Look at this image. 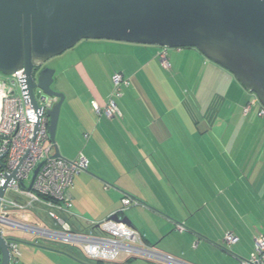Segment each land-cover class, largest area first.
Returning a JSON list of instances; mask_svg holds the SVG:
<instances>
[{"label":"crops","instance_id":"crops-1","mask_svg":"<svg viewBox=\"0 0 264 264\" xmlns=\"http://www.w3.org/2000/svg\"><path fill=\"white\" fill-rule=\"evenodd\" d=\"M101 49L114 60L121 56V63L92 64L106 73L98 82L80 78L84 92L52 87L64 97L55 133L58 153L67 161L81 154L88 162L69 189L70 209L59 215L73 230L86 232L118 212L128 197L137 205L119 217L147 248L183 264L247 259L254 238L264 234V117L258 105L243 114L251 94L195 49L166 50L167 70L159 47L105 43ZM115 73L129 85L116 101L120 117L107 120L93 104L105 108ZM23 219L53 227L40 208ZM228 233L237 243L225 242ZM25 234L21 242L9 239L34 248L24 249L35 259L96 264L77 248L79 253Z\"/></svg>","mask_w":264,"mask_h":264},{"label":"water","instance_id":"water-1","mask_svg":"<svg viewBox=\"0 0 264 264\" xmlns=\"http://www.w3.org/2000/svg\"><path fill=\"white\" fill-rule=\"evenodd\" d=\"M84 40L195 49L264 108V0H0V74L23 71L22 92L34 109L36 89L42 99H57L48 112L56 158H61L55 133L64 97L52 88L53 69L35 70ZM13 176L0 187V199ZM109 219L132 229L126 218ZM0 256V264H10L1 232Z\"/></svg>","mask_w":264,"mask_h":264},{"label":"built area","instance_id":"built-area-1","mask_svg":"<svg viewBox=\"0 0 264 264\" xmlns=\"http://www.w3.org/2000/svg\"><path fill=\"white\" fill-rule=\"evenodd\" d=\"M158 57L162 67L167 70L166 49H162ZM22 77V70L10 77L0 74V187L5 185L7 176L14 174L0 199L2 236L5 228L30 233L77 248L92 262L114 263L121 258L141 256L166 264H183L171 256L147 248L135 230L110 220L112 215L93 223L86 232L73 230L59 215V212L70 209L69 189L73 179L87 170L88 162L81 154L72 161L54 157V144L48 132V112L57 99H42L39 92V98H35L38 107L34 109L22 92ZM111 80L113 89L105 108L100 110L93 104L94 111L107 120L120 117L116 101L121 98V88L129 85L128 80L118 73ZM253 105L259 106L258 116L264 117V108L254 94L243 108V114H247ZM40 164L28 190L34 171ZM136 205L135 200L123 198L121 208L113 215L119 216ZM39 208L53 227L40 228L24 221L23 217ZM183 230L182 225L177 226L178 232ZM4 239L10 253V264H18L21 256L18 244L9 238ZM224 239L228 245L238 241L231 233L226 234ZM253 242L251 254L239 264H264V234L254 238Z\"/></svg>","mask_w":264,"mask_h":264},{"label":"rangeland","instance_id":"rangeland-1","mask_svg":"<svg viewBox=\"0 0 264 264\" xmlns=\"http://www.w3.org/2000/svg\"><path fill=\"white\" fill-rule=\"evenodd\" d=\"M105 43L121 44V45H126L128 47H133V46L143 47L139 45H131V44L107 42V41H88V40L80 41L73 48L64 52L60 56L55 57L48 61V65L50 66V68L55 71L54 84L52 87L54 89H57L55 87L57 84L58 85L57 87L65 91L67 94L79 93L81 91L84 92L83 86L79 85L80 78L86 77V78L96 80V82H98L97 79L99 80L103 78L106 71L104 72L101 71L99 67L98 69H95V65L93 66L92 64L100 63L99 66H101L102 65L101 63L105 64L106 62L109 65L114 64L115 61L118 63H121V60H120L121 56H120V59L115 58L114 60L112 57H109L103 54L101 48ZM166 50L169 51V50H176V49H166ZM39 92L40 91L38 89L34 90L35 98H39L40 96ZM23 234L25 233H22L21 231H17L15 229L5 228L3 232V237L5 238L13 237V239H15L16 241L21 242V240H19V237H21ZM25 236L27 237L29 236L30 238L33 237V236H30L29 234H25ZM24 248L28 249L32 247H26V246H23L21 243H19L18 249L21 252V257L19 258L18 264H30V263L31 264H66V261L64 263L63 261H61L62 263H58L59 261H56V260L51 261L50 259L40 261L39 257L35 259L34 256L32 254L27 253L25 251L26 249ZM32 249L35 250L34 248ZM75 252L79 253L80 251H78L75 248ZM80 254L82 253L80 252ZM131 258H135V261L132 260L130 264H166L162 261H155V260L147 259L141 256H133ZM173 259L176 260L175 258ZM181 259H186V258H181ZM177 261L181 262L180 260H177ZM105 264H122V263H118L116 261L115 263H105Z\"/></svg>","mask_w":264,"mask_h":264},{"label":"flooded vegetation","instance_id":"flooded-vegetation-1","mask_svg":"<svg viewBox=\"0 0 264 264\" xmlns=\"http://www.w3.org/2000/svg\"><path fill=\"white\" fill-rule=\"evenodd\" d=\"M43 68H50V66L48 65V62H46L45 64H43L40 68H37L36 70H35V72L37 73V72H39L41 69H43Z\"/></svg>","mask_w":264,"mask_h":264},{"label":"trees","instance_id":"trees-1","mask_svg":"<svg viewBox=\"0 0 264 264\" xmlns=\"http://www.w3.org/2000/svg\"><path fill=\"white\" fill-rule=\"evenodd\" d=\"M96 264H105V263H103V262H95Z\"/></svg>","mask_w":264,"mask_h":264}]
</instances>
